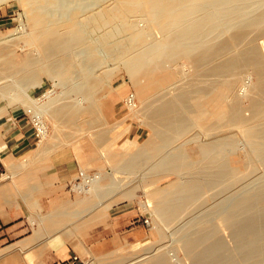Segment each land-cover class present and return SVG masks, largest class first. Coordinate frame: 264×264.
Returning <instances> with one entry per match:
<instances>
[{
	"label": "bare ground",
	"instance_id": "6f19581e",
	"mask_svg": "<svg viewBox=\"0 0 264 264\" xmlns=\"http://www.w3.org/2000/svg\"><path fill=\"white\" fill-rule=\"evenodd\" d=\"M24 1L27 4L26 17L32 26L31 29L27 32L20 27L22 30L20 29L19 34L9 39L0 36V98L7 100L0 110H4L6 106L18 101L26 106L24 109L28 113L40 121L41 135L36 146L30 152H37L38 155L43 153L42 155H44L55 151L63 144L62 141V143L50 141L54 135L48 134V125L43 117L45 115L51 119V124L55 129L60 120L65 123V126L72 125L71 122L75 116L86 113L87 117L84 118V116L82 121L83 126L78 127L75 131L79 130V134L81 130L91 131L92 123L95 120L92 95L102 85L104 78L111 73L108 68L101 74H94L92 68L106 63L105 59L121 63L134 88V93L124 94L128 111L138 116L143 114L145 121L152 120L148 122L151 132L140 146L137 145L136 141L124 138L127 127L119 128L118 122L110 127L115 130V133L112 139L107 143L105 142L106 144L103 143L101 156L111 163V182L106 185L100 183L106 173H97L90 177L83 168L80 169L83 182L88 187L83 189L80 184L76 186L77 190L83 189L82 191L87 194L72 205L76 208L77 224L72 227L67 223L56 226L54 223L46 224L45 222L46 228L51 232L61 231L65 237L72 239L73 243L79 246V249L87 252L80 240L79 229L81 226L82 228L83 226H91L96 222L103 214L102 210L111 204V200L115 196L131 197L133 187L127 188L128 185H125L126 189L117 191L115 188L117 185L121 188L122 185L118 184L122 180V176L119 174L126 172H128L127 174H136V167L141 162L144 165L143 170L150 168L151 171L137 177V184L146 196L145 207L153 215L157 231L160 234L166 231L176 233L178 235L176 240L190 254L191 264H212L214 261L212 257L221 248L220 238L214 239V235L219 233L221 229L208 226L209 222L206 223V221L209 219L202 218L201 220L202 215L206 212L201 210L202 213L194 215H189V213L201 204L200 200L207 198L205 194L207 191L210 192L208 189L211 186L225 181L223 180L226 177L225 174L228 173L233 179H239L238 177L242 176L250 169V165L253 166L252 164H254L252 162L249 165L246 164L243 171H239L237 166L229 167L232 155L240 149L238 147L240 141L237 143L229 135L221 134L224 127L239 128L240 136H243L244 140L247 141L248 150H251L252 154L257 152L260 157V153H264V37L258 41L261 39L258 38L259 35L264 36V0ZM95 4L97 7L93 8L92 5L95 6ZM139 12H142L150 23L156 25L157 36L147 39L146 30L137 28L134 23L137 21L134 14ZM80 14H84V16L81 15L82 18H80ZM116 20H121L122 23L120 22L118 27H109ZM89 26H93L95 29L104 26V32L100 34L101 38L98 40L91 39L92 36L87 34V27ZM107 26L108 28H105ZM123 29L128 30L126 37L120 38L117 35L116 37L115 34L120 33ZM15 30L18 31L19 29ZM22 35H26L27 40L30 41L28 47L32 45L30 50L24 51V56H20L15 48H12L15 40L20 39ZM93 38L95 37L93 36ZM76 50L80 53L79 57L82 61L78 67L74 62L75 57L71 56V53L76 55ZM100 50H103V56L98 54ZM185 63L190 64V73L189 70L188 72L182 71ZM245 69L250 70L254 76L252 82L244 81L242 74ZM180 70L181 75H188L191 79L187 85L182 86L174 83ZM42 73L52 79L54 84H57L59 80L67 82L70 78L77 80L79 76L82 77L79 78L83 80V83L78 79L80 82L78 85L81 84L79 87L67 89L68 93L71 91L75 93L70 97L71 99L69 98L71 103L68 101L61 102L60 95L52 96L50 90L44 91L41 96L45 98L38 101L41 96L36 99L32 98L29 89L43 84ZM7 74L16 77L15 88L3 84V76H8ZM77 74L76 78L74 75ZM73 76L74 78H72ZM157 78L163 81L157 82ZM78 80L75 82L78 83ZM69 82L72 83L71 80ZM78 85L76 84V86ZM71 86L73 85L71 84ZM156 89L160 90L157 91L159 98L155 104L151 100L153 102L151 105V102L148 103L149 95L155 94L156 92L153 93L152 91ZM63 93L61 92V94ZM129 94H132L133 100ZM95 107L97 109V106ZM58 118H60L59 121H57ZM79 121L81 120L79 119ZM100 122L102 119L98 123ZM94 124L97 125V123ZM77 126L72 127L73 130ZM194 128L197 131L191 133L190 130ZM71 133L70 135H72ZM62 138L65 139V137ZM100 138H102V133L96 132L94 140L98 141ZM78 140H72L76 147L80 145ZM106 140L104 139V141ZM65 141L68 142L66 139ZM191 141L196 145L195 151L198 155L195 154V157L189 153L190 147L187 146ZM116 142H118V149L113 147ZM133 146L140 147L137 155L127 158L122 155L123 152L120 150H128ZM246 151L242 153L246 154ZM27 155L23 156L27 157ZM28 158L30 157L26 158V162L32 159L27 161ZM34 158L39 160L41 157L35 156ZM22 159L23 157L19 161ZM37 159L32 161L36 162ZM16 160L18 161V158ZM24 160L22 163L19 162L22 166ZM122 160V165L118 166ZM11 161L2 162L10 168ZM13 161L15 160L13 159ZM244 161L246 163V159ZM21 165L18 166L21 167ZM169 175L174 176V179L169 181L172 183L171 187L161 190V193L153 199L148 198L160 186L159 180ZM232 182L234 184V181ZM213 190L215 191V189ZM107 195L108 198L104 201L94 199V197L102 198L103 196L107 197ZM261 199L264 201L263 198ZM263 201H260L262 205H264ZM231 202L233 203V201ZM231 202H228L231 206L224 202L226 205L223 206L224 213H233L234 209L235 211L238 210H236V204H231ZM238 205L240 203H237ZM217 206L221 207L219 204ZM261 206L258 205V207ZM212 207H214L213 209L216 208V221L220 225L224 216L222 208L216 207V205ZM260 209H263L264 212V206ZM235 211L236 217L239 216V212L236 213ZM71 212L72 210L66 214L65 212L61 214L67 215ZM220 214L223 216L220 217ZM229 214H225V216L232 215V217L230 216L231 219L229 218L230 220L227 221L225 217L224 221L232 223V218L234 219L235 215ZM238 218H235L233 224L235 222L239 224ZM188 219L191 220L189 222L193 220L199 225L191 228L193 226L191 224V226L189 225L190 228L185 229L186 224L183 222ZM46 221L49 222V220ZM203 223L204 225H201ZM45 224L41 223L43 228ZM182 224L184 228L181 229ZM241 227L231 231L237 233V238H244L243 233L251 232L250 227L244 226V228L243 225ZM45 229L44 231L47 233ZM42 231L41 233H43ZM259 232H261L260 229ZM246 238L250 241L251 236ZM143 253L147 254L148 251ZM153 254L154 256L145 264H174V258L172 259L167 251L158 252L157 250ZM145 257L147 258V256ZM217 261L219 263L222 259Z\"/></svg>",
	"mask_w": 264,
	"mask_h": 264
},
{
	"label": "rangeland",
	"instance_id": "374dc122",
	"mask_svg": "<svg viewBox=\"0 0 264 264\" xmlns=\"http://www.w3.org/2000/svg\"><path fill=\"white\" fill-rule=\"evenodd\" d=\"M92 7L96 8L97 5L96 4H95V6L92 5ZM26 10H27V4L25 3L24 0H0V36H1V38L3 37L6 39H9L11 37H14L17 34H19V31L22 30L21 28H23L27 32L31 29L32 26L27 21ZM81 15L84 16V14H80L79 15L80 18H82ZM137 15H139V16L137 17ZM142 15H143V17H142ZM134 16L136 17V20H137L136 22L134 21L137 28L146 30V32H147L146 38L147 39H150L152 36L158 35L157 30H156V25L150 23L146 19V17H144L145 15L142 12L136 13V14H134ZM134 16H133V18L135 20ZM120 22H121V20H118V21L116 20L115 23L117 25L113 22V24L110 25L109 27H118L119 26L118 24H120ZM120 27H122V26H120ZM100 28L101 27H96V29H95V27L89 26V27H87V31H88L87 34L89 33L88 35L90 37L92 36L91 39L98 40V38H101L100 34L104 32V26H103V28H101V29ZM105 28H108V26ZM15 29H17V30L19 29V30L16 31ZM92 30H94V31H92ZM121 32H123L124 34H122ZM121 32L115 34V36L117 35L120 38L126 37V35H127L126 32H128V30L123 29ZM93 36L95 38H93ZM263 37H264L263 35H259L258 38H261V39H259L258 41L262 40ZM27 39L28 38L26 35H22V37L20 39L15 40L14 45H13L14 47L12 46V48L13 49L15 48L16 52L20 56H24V51L30 50L32 47V45H30V47H28L30 44V41H28ZM15 44H16V46H15ZM32 52L35 54L34 51H32ZM77 52L78 51L76 50L75 51L76 55H73V53H71V56L73 58L75 57L74 62H75V65L78 67L79 63H81L82 61L79 57L80 53L79 52L77 53ZM98 54L103 56L104 55L103 50H100V52ZM105 60L107 62L102 63L100 66H98L96 68L94 67L95 70L92 68V72L94 74L95 73L101 74L102 71H105L108 68L111 70V73L106 78H104V81H103L102 85L100 86L101 88L99 87L98 90L95 91V93L92 95V100L94 102L93 107L95 110V111L93 110L95 112L93 115V117L95 118L94 122L92 123L93 128H92V126H91L92 129L90 128L91 131L93 130L92 132L89 130L90 132L88 131L89 132L88 133L87 130H86V132L84 130H81V133L79 134V130H77L78 132L75 131L76 129H78V127L80 128L81 126H83L82 121H83L84 116H85L84 118L87 117L86 113H81V114H78L77 116H75L74 117L75 119L71 122L72 125H66L65 126V123L61 122L60 118H58L57 121H59V120L60 121L58 122L57 128H55V129H53V126L51 124V119H48V117L46 115L43 116L45 119V122L48 125V134L50 133V134L54 135V137L51 138L50 141H52L53 143L59 142V141H60L59 143L63 142V144L60 147H58V149H56V150H62V151L69 150L72 153L68 158H65V159L63 158V159L58 161V162L62 163V165H65V166L67 165V166L71 167V169L73 171V176H74V177H72V179L68 180L65 184L62 185L61 188L63 189L64 195H62L60 198H58L57 193L54 191L49 192V193H41L42 199L39 200L40 205H41V214H44L48 211L51 212L52 211L51 209L56 204V202H59L60 200H66V199L68 200V204L70 206L66 207L64 209V212L66 214V212L72 210L71 214L70 213H68L67 215L61 214L59 216H56L55 214H53V216H50V218L52 217L54 220L56 218L58 219L59 222L54 223L56 226H60L62 223H67L73 227L78 222L77 221L78 219L75 216L76 215L75 214L76 208L72 207V205L78 199H81L85 195H87L82 190L84 188L88 187L83 182V178L80 175V169L83 168L90 177H93L97 173H106L104 175V177L102 178V180L100 181V183L102 185H106V184H109L111 182V175H112L111 163H109V161L107 159H106L107 160L106 161L105 158H103L101 156V153L103 152L102 151L103 143L106 144L110 139H112L113 134L115 133V130L110 128L111 126H113V124L115 122H118V126L121 129L127 127V130L124 133V138H126L128 140L136 141L138 146L143 144V141L148 137L149 133L151 132L150 131L151 129L148 126V124H149L148 122H151L152 120L150 121L149 118L146 117L149 121H145L144 120L145 117L143 118V116H144L143 114H142L143 116L141 114H139V116H138V115L131 114L130 111H128V107L126 106V103H125L124 94H126L128 92L134 93V88H133L131 82H129V80H128V76H127V73H126L124 67L122 66L121 63H119L117 61L114 62L111 59H108V60L105 59ZM103 66H105V67H103ZM182 68H183L182 71L186 70L188 72V70H189V73L191 72V67H190L189 63L183 64ZM243 72L244 73L242 75H243L244 81L245 82H252L254 79V76L250 73V70L245 69ZM74 76L76 77V76H78V74L74 75ZM74 76L72 78H74ZM79 77L78 78L76 77L77 80L82 78V77H80V78ZM15 78L16 77L11 76V75L10 76L9 75L3 76L2 82L6 86H11V88H13V87L15 88V82H14ZM42 78H43V84L41 86H38V87L35 86V87L29 89L30 96L34 99L39 98L44 91L50 90V93L52 96H55V95L59 96L60 95V98H61L60 101L61 102L68 101L69 103H71L72 101L70 100L71 99L70 97H72L75 93L73 91L68 93L67 89H69V88L72 89V87L73 88L79 87L81 84L80 85H78V84L80 82L83 83L82 82L83 80H81V79H80L81 80L80 82L78 80V83H76L75 82V81H77L76 79L73 80L70 78L67 80V82L66 81L64 82L63 80H59V82L57 84H54V81L52 79H49V77H47V75H45L43 73H42ZM69 80H71L72 83H70ZM162 81H163L162 79L157 78V82H162ZM190 82H191L190 77L188 75H181V70H180V73H178V75L176 76L175 81H174L175 84H179L182 86L187 85ZM66 83H68V84H66ZM69 83H70V86H69ZM71 84L73 86H71ZM76 84L78 86H76ZM157 91H160V90H158V89L153 90L152 92L153 93L156 92V93L152 94V95L150 94L149 95L150 98L148 97L149 98L148 103L151 102L150 103L151 105L153 103L152 101H154L153 104H155L159 98V92H157ZM58 92H60V93H58ZM61 92L62 93L64 92V93L61 94ZM117 95H118V98H117ZM44 98L45 97L41 96L40 99H38V101H40ZM134 100L136 101L137 99H134ZM115 101H118V102L114 103ZM6 102H7L6 99L0 98V106L5 105ZM11 105L12 106L9 108L16 109L17 111H22L23 115L25 116V113H24V111H25L24 108L26 107L25 105H23L22 103H20L18 101L14 102ZM95 106H97V109H95L96 108ZM96 110H98V111H96ZM100 118L102 119V122L98 123L101 120ZM79 119L81 121H79ZM97 119H100V120L98 121ZM73 123H75V125H73ZM94 123H97L98 126ZM152 123H154V122H152ZM60 125H62L63 128H62V126L60 128ZM95 125H96V127H95ZM64 126L67 128H65ZM69 126H71V127H69ZM75 126H77V127L74 128V130H73L72 127H75ZM231 129L232 130L234 129V130L232 131ZM72 131L74 133H71ZM190 131L192 133V131L196 132L197 130L194 128ZM226 131H227V133H226ZM96 132L102 133V138H100V140H98V141L94 140ZM60 133L61 134L63 133V135H61ZM70 133L72 135H70ZM221 134L229 135L230 138L232 140H236L237 143H239L238 141H240L241 144L243 143L242 146L240 143L238 144L240 151L237 150V152L232 155V158H231L232 161H231V164L229 167H232V166L236 167L237 166L239 171H243V170H245L244 168L246 167V164L249 165L250 162H252L254 164H252L253 166L250 165V169L247 170L242 176H239L238 177L239 179H237V178L233 179L228 173L225 174L226 177L224 176L225 178H223V180H225V181L223 183L211 186L208 189V190H210V192L207 191L205 194L207 198L202 200V201L200 200L201 204H199L196 209L192 210V212H190L189 215L198 214L200 212L202 213V211L206 212V214L204 213V215H202L201 220H202V218L203 219L205 218L206 220L209 219L210 221L205 220L206 223L209 222L210 225L207 224L208 226H212L214 228L221 229V231H219V233H215V235H214V239L220 238L221 248H219L216 251L217 254L215 253L214 257H212V256L211 257L214 261H217L218 259L219 260L222 259V261H219V263H218V261L216 263L214 261H212V264L213 263L214 264H264V212H263V209H260L261 207L264 206L261 204L262 202H260V201H263L261 198L264 199V189L262 190V188L264 187V170H263L264 169V166H263L264 165V160H263L264 159V155H263L264 153H260L261 154L260 157L258 156L259 154L257 152H255L256 154L253 153L254 154L253 155L252 152H250L251 150H248L249 145H248L247 141L244 140V137L242 136L243 137L242 138L240 136L241 131L237 127H224V129L221 131ZM62 137H65V139L68 140V142L66 143L65 139ZM39 138H40V136H36L34 134V140H33L32 144L34 145ZM63 139H64V141H63ZM71 139L72 140H76V139L78 140L79 139L78 140V141H80L79 147L74 146L73 145L74 141H72ZM104 139L105 140L107 139V140L104 141ZM107 145L106 146L104 145V147H107ZM138 146H135V147L133 146V148L131 147L128 150L126 149L124 151L123 150H120V151L124 153V154L122 153V155H125L126 158L132 157V156L137 155L138 152L140 151V149H139L140 147H138ZM187 146L190 147L189 153L191 155H193V157H195V154L198 155V153L195 151L196 145L194 142H192V141L189 142L187 144ZM113 147L117 148L118 142L114 143ZM243 147L246 149H244ZM100 150H101V152H100ZM245 150H247L248 152L246 151V154L242 153ZM126 151H127V153H126ZM257 156H258V158H257ZM261 156H263V157L261 158ZM245 159H246V163L244 161ZM122 162H123V160L121 162H119L118 166H121ZM143 167H144V165L140 162L138 164V166L136 167V170H137L136 174L129 173L130 174L129 175V174H127L128 172L119 174V176L120 175L122 176V180L119 181L118 184L119 185L122 184V185H121V188H119L120 186L118 187V185H117V188H115L116 191L120 190V189H126L125 185L126 186L128 185L127 188L133 187L132 189L134 192L132 191L131 197L124 198V197H120V196H118V197L115 196V198L111 200V204L102 210L103 214L100 216L99 219H97L96 222H94L95 225H93L94 224L93 223L91 226L90 225L86 226V227L83 226V228L81 226V228L79 229V233L81 234V237H82L80 240H81L83 246L85 247V249L87 250V252H84L82 249L79 250L77 247L74 246V244H73L74 241L72 239L66 237V239H63V241H62L63 246H62V250L60 252L63 254H61V259H65V261L70 262L71 258H69V255H71V256L76 255L77 259L75 260V262H73V264H88V263H91V264H140V263L145 264V263H147V261H149L151 259V257L154 256L153 252L158 250V252L167 251V253L171 256V258L172 259L174 258L173 259L174 264H191L190 254L188 253V251H186L180 245V242L176 240V237L178 235L176 233H171L170 231H166L165 233L160 234L156 229V225H155V222L153 219V215L151 214L150 210L145 207V203L147 202V199H146L145 194L143 193V191L140 189L139 185L137 184L138 179H136V178L140 177L143 174H148L151 171V169L148 168L146 170H143L142 169ZM46 172L49 173L50 168H47ZM173 179H174L173 175L162 177L159 180L160 186L157 187L155 192L150 194L148 198L153 199L154 197H156V195H159L161 193L160 192L161 190L163 191L164 189H169L171 187V184H172V183H169V181H171ZM132 181H133V184L135 183L134 185L131 184ZM232 181H234V184ZM79 184L82 186V188H83L82 190H77L76 186H78ZM123 185H124V187H123ZM134 186H136V187H134ZM215 186H217V187H215ZM260 186H263V187H260ZM78 188L81 189L80 187H78ZM219 188H220V190H219ZM221 188H223V189H221ZM213 189H215V191ZM212 190H213V192H212ZM38 194L39 193H37L36 195H38ZM212 196H214V197L212 198ZM105 197L106 196H103L102 198L100 197L101 199L99 197L98 198L94 197V199L97 201H100V200L104 201V200H107L108 195L106 198ZM216 197H218V198H216ZM250 198H252V199H250ZM232 199H234V200H232ZM259 199H261V200H259ZM235 200H236V203H235ZM229 201L230 202L233 201V203L236 204L235 207H236V210L238 209L237 211L239 213L237 211H235V209H234V211L236 213H238L239 216L237 215V217H236V215L234 214V211H233V213H231V212L224 213L225 211H223V206L224 207L226 206L224 202H226L229 206H231L230 203H228ZM256 201H258V202L256 203ZM217 202H219V203H217ZM221 202L223 205L221 204ZM215 203H217V204H215ZM233 203L231 202V204H233ZM237 203L238 204L240 203V205L237 206ZM263 203H264V201H263ZM218 204L221 205V207L217 206ZM246 204H248L247 206H249V207H247ZM256 204H258V205L260 204V206L261 205L262 206L258 207V205H256ZM215 205H216V207L222 208L221 210L223 212L222 211L221 212L224 213L223 214L224 216H223V215H221L222 213L220 212L221 213L220 217L223 216L222 217L223 221L221 220L222 222L220 225H218V222L216 221L217 220V217L215 215L216 208L213 209L214 207H212ZM228 205H227V207H229ZM208 207L210 208V211H208L209 210ZM211 207H212V210H214V211L211 210ZM204 208H206V209L204 210ZM245 208H247V209L245 210ZM29 211H30V213L27 214V216L25 217V220L27 221V232L31 233L33 228H32V225L30 224L31 210L29 209ZM256 211H257V213H256ZM229 213L234 214L235 218L239 217L238 218L239 224H237L236 222H235V224H233V221L236 220L235 218L234 219L232 218V223L227 222L232 217V215H230ZM225 214H227V215L229 214L231 217L230 216L227 217V216H225ZM54 215H55V217H54ZM207 216H208V218H207ZM243 216H245V217H243ZM224 218L227 221H224ZM189 221H191V220L188 219V220L183 222V224L184 223L186 224L185 229H187V227L190 228L191 224L193 225V226H191V228L197 227L199 225V223L197 225L196 221L192 220L193 223L189 222ZM223 222L224 223L226 222V225H224ZM195 223H196V225H195ZM230 223L232 226L230 225ZM183 224L180 227L181 229L184 228ZM201 225H204V223ZM242 225H243V227L244 226L250 227L251 232L250 233H243V236H245L244 238H237V233L235 234V233H232L231 231H233V229H239V227H241ZM236 227H238V228H236ZM259 229L261 232H259ZM261 229H263V230H261ZM249 235L251 236V239H252V240L250 239V241H249V239L246 238L247 236L249 237ZM162 236H164V237H162ZM217 236H219V237H217ZM160 237H161V239H160ZM247 240H248V242H247ZM251 243H252V245H251ZM245 244H246V246H245ZM248 245H250V246H248ZM245 248H247V249H245ZM147 251H148L147 254L143 253V252H147ZM137 254L138 255L140 254V255L138 256ZM150 254H153V255H150ZM188 254H189V256H187ZM142 255H143V257H142ZM216 255H218L217 258H215ZM145 256H147V258ZM132 258H135V259H132ZM137 258H139V259H137ZM140 258H142V259H140ZM93 259H94V261H93ZM212 259L210 258V260H212ZM142 262H144V263H142ZM221 262H223V263H221Z\"/></svg>",
	"mask_w": 264,
	"mask_h": 264
},
{
	"label": "crops",
	"instance_id": "0c3cea01",
	"mask_svg": "<svg viewBox=\"0 0 264 264\" xmlns=\"http://www.w3.org/2000/svg\"><path fill=\"white\" fill-rule=\"evenodd\" d=\"M116 102L118 101L114 103ZM11 106H6L5 111L0 110V264H73L72 260L67 262L61 259L62 241L66 239L64 233L51 232L46 228V224L59 222L57 218L54 220L50 216L56 215V211L58 216L63 213L64 209L70 206L68 200L56 202L52 211L44 214H41L39 202L42 199L41 193L54 191L58 198L64 195L62 185L74 176L71 167L62 165L58 161L68 158L72 153L69 150H55L44 155L30 152L37 144V142L32 144L33 129L22 111L9 108ZM25 154L32 159L28 158L27 161L30 160L26 162L27 157L23 156ZM11 156L15 161L11 159ZM20 156L25 159L24 167L20 164L23 161V159L19 161ZM35 156L43 159L38 160L34 158ZM15 158H18V161ZM33 159L37 161L34 163ZM2 161L5 163L11 161L10 168ZM18 167L21 169L19 170ZM16 168L17 171H15ZM47 168H50L49 173L46 172ZM37 193L39 194L36 195ZM29 209L31 210L30 224L33 228L31 233L27 232L25 220L30 213ZM41 223L45 224L44 228ZM71 257L69 255V258Z\"/></svg>",
	"mask_w": 264,
	"mask_h": 264
},
{
	"label": "built area",
	"instance_id": "2783aa9c",
	"mask_svg": "<svg viewBox=\"0 0 264 264\" xmlns=\"http://www.w3.org/2000/svg\"><path fill=\"white\" fill-rule=\"evenodd\" d=\"M130 98H132V94H129ZM128 98V99H130ZM133 100V98L131 99ZM130 101V100H129ZM125 103H126V99H125ZM26 119L28 120L29 124L31 125L32 129H33V133L36 136H40L41 135V126H40V121H38L37 119H35V117L33 115H31L30 113H28L26 110L24 111ZM81 175V174H80ZM77 259L76 255H73L71 257V260L73 262H75V260Z\"/></svg>",
	"mask_w": 264,
	"mask_h": 264
}]
</instances>
